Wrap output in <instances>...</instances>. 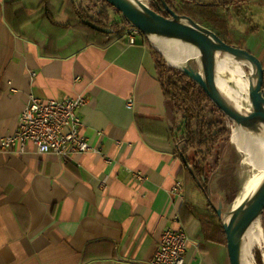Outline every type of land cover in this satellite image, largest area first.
I'll list each match as a JSON object with an SVG mask.
<instances>
[{"label": "crops", "instance_id": "crops-1", "mask_svg": "<svg viewBox=\"0 0 264 264\" xmlns=\"http://www.w3.org/2000/svg\"><path fill=\"white\" fill-rule=\"evenodd\" d=\"M242 5L251 26L243 48L264 66V0ZM86 6L0 0V138L15 130L30 95H84L78 114L94 149L66 159L37 155L31 144L22 155L0 150V264H148L165 228L184 230L186 264H229L226 241L200 238L187 207L195 200L156 49L143 37L129 46L87 32L76 17Z\"/></svg>", "mask_w": 264, "mask_h": 264}, {"label": "trees", "instance_id": "trees-1", "mask_svg": "<svg viewBox=\"0 0 264 264\" xmlns=\"http://www.w3.org/2000/svg\"><path fill=\"white\" fill-rule=\"evenodd\" d=\"M151 9L156 13L169 17L164 9L166 6L176 15L187 16L193 21L196 19L211 24L209 28L223 42L230 46L243 48L245 36H235L230 28V9L235 6L236 0H222L220 2L203 3L198 0H149ZM242 1V0H241ZM90 6L98 9L91 11ZM109 6L103 0H90L89 5L80 12L76 11L77 23L87 32L97 37L103 36L110 40H124L131 25L120 16L119 21L109 19ZM237 7V6H236ZM222 11V13H221ZM117 12V11H116ZM117 14H119L117 12ZM120 15V14H119ZM88 20L93 24L109 29L108 34L100 33L83 23ZM195 22V21H194ZM158 81L161 85L166 104L170 106L178 117V124L174 136L176 152L185 167V179L194 182L197 180L205 184L209 172L216 168L218 163L217 148L226 144L230 134H234L232 123L222 112L214 106L205 93L190 80L182 71L175 67H167L160 53L154 50ZM264 88V87H262ZM232 128V129H231ZM189 211L197 218L201 225L200 238L210 242H225L220 217L211 208L210 203L204 207L187 204ZM264 221V212L260 216ZM261 223L264 233V222Z\"/></svg>", "mask_w": 264, "mask_h": 264}, {"label": "water", "instance_id": "water-1", "mask_svg": "<svg viewBox=\"0 0 264 264\" xmlns=\"http://www.w3.org/2000/svg\"><path fill=\"white\" fill-rule=\"evenodd\" d=\"M103 1L113 7L131 27L136 28L144 37H166L195 45L199 50L198 63L201 66V72L193 68L189 60L185 62L183 67L175 69L182 71L198 85L232 125L247 126L253 120L264 122V88H262L264 87V66L255 55L244 48L226 44L209 29L200 26L187 16L176 15L166 6H164V9L168 12L169 17L156 13L145 4L137 7L127 0ZM83 23L100 33L108 34L110 32L109 29L99 27L88 20H83ZM157 51L159 52L158 49ZM217 52L233 55L252 66L254 82L247 91L251 105L249 113L241 114L227 105L217 90L214 79L215 53ZM215 212L220 217L225 235L229 264H241L240 244L242 236L251 222L256 218H260L262 212H264V182L248 200L241 202L232 209L226 222L221 218L219 209H215Z\"/></svg>", "mask_w": 264, "mask_h": 264}, {"label": "built area", "instance_id": "built-area-1", "mask_svg": "<svg viewBox=\"0 0 264 264\" xmlns=\"http://www.w3.org/2000/svg\"><path fill=\"white\" fill-rule=\"evenodd\" d=\"M139 37L144 36L136 28L129 27L125 42L129 46L134 45ZM87 102L84 95L55 100H40L30 95L18 115L15 130L0 138V150L22 155L31 144L37 155L53 154L62 159L94 151L82 134V121L78 114ZM132 104V100L127 99L125 107L129 109ZM133 179L139 181L142 176L133 173ZM182 189V181L177 180L171 193L179 197ZM187 246L188 239L182 228H165L148 264H186L184 254Z\"/></svg>", "mask_w": 264, "mask_h": 264}, {"label": "bare ground", "instance_id": "bare-ground-1", "mask_svg": "<svg viewBox=\"0 0 264 264\" xmlns=\"http://www.w3.org/2000/svg\"><path fill=\"white\" fill-rule=\"evenodd\" d=\"M127 1L137 7L141 4H146L142 0ZM150 40L165 55V60L168 64H172L175 68L183 67L187 60L193 59L197 62L199 60V50L191 43L159 36H151ZM175 54H178L176 58L172 56ZM215 57L214 71L217 74H214V79L220 95L227 105L241 114L249 113L251 105L248 100L247 91L252 82H254V70L252 66L244 60L229 54L217 52L215 53ZM237 61L248 68L249 74L237 70ZM228 64L231 65V68L228 67ZM236 75L241 77V79ZM230 80H233L232 84H230ZM235 131L240 135L235 148L241 154V164L245 165V167H252L257 171H254L245 180L242 192L233 204V208L241 202L248 200L261 183L264 182V122L253 120L247 126L235 124ZM229 217L230 213L226 215L224 221L226 222ZM257 245L261 248L264 247V233H262L260 218L254 219L242 236L240 244L241 264H251L249 261L252 259V249Z\"/></svg>", "mask_w": 264, "mask_h": 264}, {"label": "rangeland", "instance_id": "rangeland-1", "mask_svg": "<svg viewBox=\"0 0 264 264\" xmlns=\"http://www.w3.org/2000/svg\"><path fill=\"white\" fill-rule=\"evenodd\" d=\"M78 4L83 1L85 4L89 5L90 0H76ZM94 1V0H93ZM202 2L201 0H198ZM207 3L214 2V0H204ZM143 3H146L145 5H148L150 8V1L149 0H142ZM243 0H236L235 6L231 5L229 7L230 9V28L235 34V36L242 35L246 37V35L249 32V29L251 26H249L248 17L246 15L245 8L242 5ZM237 6V7H236ZM91 11L95 12L98 10L92 6H90ZM110 17L109 19L114 21L120 20V15L117 14L116 11H114L112 8H108ZM96 10V11H95ZM222 13V11H221ZM223 14V13H222ZM197 24L204 28H211V24L196 19L194 20ZM248 24V26H247ZM210 30V29H209ZM211 31V30H210ZM148 44H150L152 47H154L157 51V47L152 43L151 36L149 37H143ZM154 41V40H153ZM168 41V40H166ZM169 42V41H168ZM159 50V49H158ZM158 52V51H157ZM159 52L162 54V52L159 50ZM158 52V53H159ZM160 54V55H161ZM164 57H163V56ZM161 58L164 61V65L167 67L173 66L172 64L169 66L167 62L165 61V55L162 54ZM173 57H177L178 54L172 55ZM216 58V57H215ZM190 65L201 72V66L199 63L193 59L189 60ZM229 65V64H228ZM221 66V65H219ZM174 67V66H173ZM231 68V65L228 66ZM237 70L244 71L246 74H249V70L247 67H245L241 62L237 61ZM214 74H217L216 71H214ZM238 78L241 79L238 75H236ZM230 84L233 83V80H230ZM247 96V95H246ZM234 134H230V142L229 138L226 142V144L221 145L217 148L218 152V163L216 168L211 172L209 170H206L208 175L207 182L203 184V182H199L197 180V183L200 187H198L194 182L189 181V191L192 193V196H194L195 200V206L196 207H204L206 203H210L212 209H219L220 210V216L222 219H225L226 215L230 213L233 209V204L236 202L238 196L242 192L245 180L254 172L257 171L252 167H245V165H242L240 162L241 154L240 152L235 148V145L239 141V133L235 131V125L232 126ZM231 128V129H232ZM229 147V149H228ZM237 151V153H236ZM240 170V171H239ZM260 222H264L261 221ZM251 264H264V247H259L258 245L255 246L252 249V259L249 261Z\"/></svg>", "mask_w": 264, "mask_h": 264}]
</instances>
